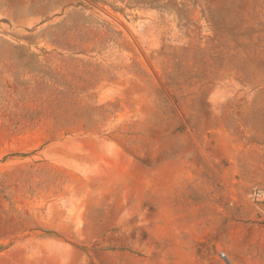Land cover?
Instances as JSON below:
<instances>
[{
  "label": "rangeland",
  "instance_id": "374dc122",
  "mask_svg": "<svg viewBox=\"0 0 264 264\" xmlns=\"http://www.w3.org/2000/svg\"><path fill=\"white\" fill-rule=\"evenodd\" d=\"M220 252L264 264V0H0V264Z\"/></svg>",
  "mask_w": 264,
  "mask_h": 264
},
{
  "label": "built area",
  "instance_id": "2783aa9c",
  "mask_svg": "<svg viewBox=\"0 0 264 264\" xmlns=\"http://www.w3.org/2000/svg\"><path fill=\"white\" fill-rule=\"evenodd\" d=\"M219 255H220V258H221L222 260H224L225 264H231V262L229 261L227 255L225 254V252H220Z\"/></svg>",
  "mask_w": 264,
  "mask_h": 264
},
{
  "label": "crops",
  "instance_id": "0c3cea01",
  "mask_svg": "<svg viewBox=\"0 0 264 264\" xmlns=\"http://www.w3.org/2000/svg\"><path fill=\"white\" fill-rule=\"evenodd\" d=\"M185 183H189V179H184L183 180ZM176 203H181V202H176ZM174 205H175V203H174Z\"/></svg>",
  "mask_w": 264,
  "mask_h": 264
},
{
  "label": "bare ground",
  "instance_id": "6f19581e",
  "mask_svg": "<svg viewBox=\"0 0 264 264\" xmlns=\"http://www.w3.org/2000/svg\"><path fill=\"white\" fill-rule=\"evenodd\" d=\"M182 191V190H181ZM179 195H180V193H179ZM183 195V194H182ZM178 196V195H177ZM181 198V197H180ZM178 199V198H177ZM182 199V198H181ZM169 200V199H168ZM171 201V200H170ZM230 234V233H229ZM194 238V237H193ZM231 262V261H230ZM150 264H155V262H151ZM231 264H233L232 262H231Z\"/></svg>",
  "mask_w": 264,
  "mask_h": 264
}]
</instances>
